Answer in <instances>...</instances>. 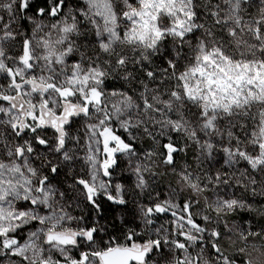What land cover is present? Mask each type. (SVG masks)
<instances>
[{
  "label": "snow or ice",
  "instance_id": "1",
  "mask_svg": "<svg viewBox=\"0 0 264 264\" xmlns=\"http://www.w3.org/2000/svg\"><path fill=\"white\" fill-rule=\"evenodd\" d=\"M30 2L0 0V264H264V0Z\"/></svg>",
  "mask_w": 264,
  "mask_h": 264
},
{
  "label": "trees",
  "instance_id": "2",
  "mask_svg": "<svg viewBox=\"0 0 264 264\" xmlns=\"http://www.w3.org/2000/svg\"><path fill=\"white\" fill-rule=\"evenodd\" d=\"M41 7H47V0H31V2H30V8H29V11H28V15H33L34 12L36 10H38L39 8H41ZM150 144H151V141H148L147 139H145V140H143V141L140 142L139 146L142 149H145L146 150V147L149 148ZM195 155H196V150H195V147L193 146V147H191L188 150L187 154H185V153H179L177 155V157H178L177 159L180 160L179 163L181 165H185L187 163L192 168H195L196 167ZM154 187L160 193L164 191V185H163V182L161 180H159V182L156 183L154 185ZM127 211H128V214H129V218H131V214L133 213V208H131V205H130V207L127 206ZM113 215H114V213L111 212V211H109L107 213V216H108L109 219L106 220V221H104V222L105 223L112 222L111 221V217ZM236 219H237V221H239L240 217H237ZM253 219H254V214H250V215H248V220L245 221V223H247L248 221H251ZM256 219H258V218H256ZM115 222L118 224V221H115Z\"/></svg>",
  "mask_w": 264,
  "mask_h": 264
},
{
  "label": "rangeland",
  "instance_id": "3",
  "mask_svg": "<svg viewBox=\"0 0 264 264\" xmlns=\"http://www.w3.org/2000/svg\"><path fill=\"white\" fill-rule=\"evenodd\" d=\"M26 27H30V25H27ZM147 149H148V147H146V150ZM179 162H180V160L176 159V167L178 169L183 166ZM80 163H82V162H80ZM163 167L164 166H162V168ZM119 178L121 180H123L128 185H130L132 182V177L130 175H128L126 172L122 173ZM155 180H156V183H158L159 180H161L163 182L164 191L161 192V198H163V196L170 189V187H176V177L171 171L165 172L162 175H158L157 177H155ZM130 205H131V208H133V212H134L135 211V207H133L134 205L130 203L128 206L130 207Z\"/></svg>",
  "mask_w": 264,
  "mask_h": 264
},
{
  "label": "flooded vegetation",
  "instance_id": "4",
  "mask_svg": "<svg viewBox=\"0 0 264 264\" xmlns=\"http://www.w3.org/2000/svg\"><path fill=\"white\" fill-rule=\"evenodd\" d=\"M77 167H79V164L77 165ZM105 207L106 208H110V207H115V206H110V205L107 204V202H105Z\"/></svg>",
  "mask_w": 264,
  "mask_h": 264
}]
</instances>
